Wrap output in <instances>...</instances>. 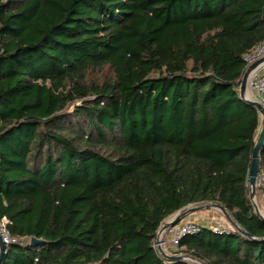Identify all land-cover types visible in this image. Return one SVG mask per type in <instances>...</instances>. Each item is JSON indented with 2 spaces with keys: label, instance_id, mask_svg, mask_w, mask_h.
<instances>
[{
  "label": "trees",
  "instance_id": "obj_1",
  "mask_svg": "<svg viewBox=\"0 0 264 264\" xmlns=\"http://www.w3.org/2000/svg\"><path fill=\"white\" fill-rule=\"evenodd\" d=\"M263 40L264 0H0V217L29 239L0 264H198L152 241L202 201L264 237L260 120L238 94ZM174 252L264 264V240L203 225Z\"/></svg>",
  "mask_w": 264,
  "mask_h": 264
},
{
  "label": "built area",
  "instance_id": "obj_2",
  "mask_svg": "<svg viewBox=\"0 0 264 264\" xmlns=\"http://www.w3.org/2000/svg\"><path fill=\"white\" fill-rule=\"evenodd\" d=\"M263 57L264 40L243 54L242 59L245 63L244 71L251 63ZM247 90L249 92V97L256 100L264 107V60L259 62L252 70H250L247 78ZM255 197L260 199L262 209H259L262 215H264V170L258 169L255 180ZM9 225L10 221L6 216L0 217V241L4 244L5 248L16 242L29 240L28 238L17 239L12 237L8 229ZM201 227L202 225L198 222L181 219L175 225L167 227L161 237H159L158 233L152 241V247L160 256H162L161 251L166 246V243L173 247L174 251H176L178 250L179 241L184 235L197 233ZM210 229L215 233H223L228 230H232L231 228H225L223 225H219L218 223H214ZM166 233L168 235L167 239L164 238ZM174 253L176 254V252Z\"/></svg>",
  "mask_w": 264,
  "mask_h": 264
},
{
  "label": "water",
  "instance_id": "obj_3",
  "mask_svg": "<svg viewBox=\"0 0 264 264\" xmlns=\"http://www.w3.org/2000/svg\"><path fill=\"white\" fill-rule=\"evenodd\" d=\"M262 60H264V57L251 63L242 73L240 82H239L238 94H239V98L242 101H244L245 103L251 105L252 107L256 109L258 116H259V120H260L259 128H258L257 134L254 139L253 147L251 149L250 162H249V166H248L247 174H246V185L248 189V198H249L254 214L264 220V215H262V213L260 212V209L255 200V180H256V175L258 172L259 154H260L262 145L264 143V107L260 103H258L256 100L251 99L249 95L247 94L248 74L250 70H252ZM211 206L220 210L226 216V218L228 219L232 227L235 229V231L238 232L240 235L245 236L251 240H259V241L264 240V237L256 238V237H253L250 233H248L241 225L237 223V221L232 217V215L230 216L227 214L226 212L227 209L221 206L220 204L212 203ZM196 208L197 207L191 206V207H187L186 209H183L182 211L178 210L175 213L171 214L168 221L162 223V225L158 227L155 233V236H157V234L162 229H166L169 226L175 225L177 222H179V220L183 216L187 215L188 213L193 212L194 210H196ZM40 243H42L41 239H37L35 237L30 238L31 245H36ZM4 249H5L4 244L0 241V263H1L2 256H3ZM161 254L167 260H190L198 264H205L204 262L194 259L193 257L187 254H182V253L167 254L163 251H161Z\"/></svg>",
  "mask_w": 264,
  "mask_h": 264
},
{
  "label": "rangeland",
  "instance_id": "obj_4",
  "mask_svg": "<svg viewBox=\"0 0 264 264\" xmlns=\"http://www.w3.org/2000/svg\"><path fill=\"white\" fill-rule=\"evenodd\" d=\"M188 67H190V63H188ZM75 104L70 106V110L73 108ZM255 200L257 201V204L259 206L260 209H262L261 207V201L260 199L255 197ZM214 202L211 201H202V202H197V203H193V204H189L183 208H181L179 211H182L183 209H186L187 207H197L196 210H194L191 213H188L187 215L183 216L181 219H186V220H196V221H201L202 225L211 228V226L214 223H218L219 225H223L225 228L228 229H232L235 231V229L232 227V225L229 223L228 219L226 218V216L217 208L212 207L211 204ZM227 214L231 216V213L226 210ZM170 216L166 217L162 223L168 221ZM190 217V218H189ZM180 219V220H181ZM161 223V225H162ZM167 233L164 236V238L167 239ZM163 252L167 253V254H172L174 253V249L173 247H171L169 244L166 243V246L162 249Z\"/></svg>",
  "mask_w": 264,
  "mask_h": 264
},
{
  "label": "bare ground",
  "instance_id": "obj_5",
  "mask_svg": "<svg viewBox=\"0 0 264 264\" xmlns=\"http://www.w3.org/2000/svg\"><path fill=\"white\" fill-rule=\"evenodd\" d=\"M247 94L249 95V92L247 90ZM165 229H162L160 232H159V237H161L163 235V232H164Z\"/></svg>",
  "mask_w": 264,
  "mask_h": 264
},
{
  "label": "crops",
  "instance_id": "obj_6",
  "mask_svg": "<svg viewBox=\"0 0 264 264\" xmlns=\"http://www.w3.org/2000/svg\"><path fill=\"white\" fill-rule=\"evenodd\" d=\"M190 218V217H189ZM193 221H195V222H198L199 224H201L202 225V223H201V221H196V220H193ZM204 226V225H203Z\"/></svg>",
  "mask_w": 264,
  "mask_h": 264
}]
</instances>
